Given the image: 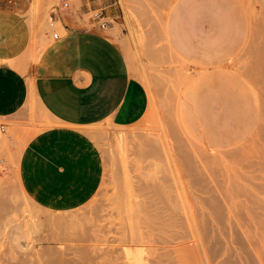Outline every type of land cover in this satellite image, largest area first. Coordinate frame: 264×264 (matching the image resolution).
Wrapping results in <instances>:
<instances>
[{"label":"rangeland","instance_id":"obj_1","mask_svg":"<svg viewBox=\"0 0 264 264\" xmlns=\"http://www.w3.org/2000/svg\"><path fill=\"white\" fill-rule=\"evenodd\" d=\"M66 1L75 12L83 3L23 0L5 11L0 43L11 51L0 48V62L30 74L37 42L61 34L51 16ZM174 1L119 0L123 24L110 35L126 54L130 85L115 113L87 127L99 134L95 189L96 172L68 190L44 183L50 206L29 195L19 155L46 125L0 121V264H264V0H228L231 51L201 60L168 47ZM253 89L260 115L250 135ZM31 102L21 121L51 124Z\"/></svg>","mask_w":264,"mask_h":264},{"label":"crops","instance_id":"obj_2","mask_svg":"<svg viewBox=\"0 0 264 264\" xmlns=\"http://www.w3.org/2000/svg\"><path fill=\"white\" fill-rule=\"evenodd\" d=\"M22 1L0 0V23L10 22L5 11ZM110 2L83 0L76 12L73 7L68 11L61 8L51 16L61 23L63 31L50 41L43 38V43L37 42L39 51L30 74L0 62V121H9L1 126L14 127L19 121L22 126L46 125L34 131L23 145L19 172L27 193L49 206L53 194L45 195L46 187L68 190L78 184L88 185L93 183L96 172V184L92 185L95 189L101 177L100 151L95 139L99 134H92L87 127L105 121L127 96L130 85L127 57L110 35L123 22L115 19L106 29H96L89 22L85 26L79 19L88 10ZM107 12L114 14L117 9L110 7ZM165 21L169 49L186 60L213 58L231 51L237 33L228 0H175ZM47 33L44 30L43 36ZM0 48L10 50L1 43ZM31 92L34 100H29ZM254 94L250 135L259 126L260 102L257 92ZM31 101L51 124L21 121Z\"/></svg>","mask_w":264,"mask_h":264},{"label":"built area","instance_id":"obj_3","mask_svg":"<svg viewBox=\"0 0 264 264\" xmlns=\"http://www.w3.org/2000/svg\"><path fill=\"white\" fill-rule=\"evenodd\" d=\"M63 9H68V2L62 3ZM119 0L111 1L108 4H102L96 8L90 9L85 15L87 16L88 22L96 29H106L115 19L122 18V12L118 10ZM114 7L117 12L114 14L108 13L107 9ZM52 25V24H51ZM58 33L53 32V38H57Z\"/></svg>","mask_w":264,"mask_h":264},{"label":"bare ground","instance_id":"obj_4","mask_svg":"<svg viewBox=\"0 0 264 264\" xmlns=\"http://www.w3.org/2000/svg\"><path fill=\"white\" fill-rule=\"evenodd\" d=\"M72 17V16H71ZM81 21V20H80ZM74 22H76L75 20H74ZM73 23V22H72ZM78 24H79V22H78ZM77 24V25H78ZM82 24V23H81ZM86 24V23H85ZM56 25L58 26H56L58 29H59V31H61L63 28H62V25H61V23L59 22V21H57L56 22ZM75 26V25H74ZM86 26V25H85ZM63 31V30H62ZM9 52V51H8ZM256 149V148H255ZM154 193V192H153ZM168 194V193H167ZM180 194V193H179ZM176 196H177V194H176ZM180 197V196H179ZM210 198V197H209ZM213 200V199H212ZM209 201V200H208ZM137 202V201H136ZM210 202H211V200H210ZM145 203V202H144ZM143 203V204H144ZM215 203V202H214ZM35 204V203H34ZM142 204V203H141ZM146 204V203H145ZM151 204V203H150ZM86 205V204H85ZM157 206V205H156ZM183 206V205H182ZM147 207V206H146ZM158 207V206H157ZM165 207V206H164ZM209 207V206H208ZM33 208V207H32ZM85 208V207H84ZM150 208H152V207H150ZM155 208V207H154ZM157 209V208H156ZM159 209V208H158ZM162 209V208H161ZM165 209V208H164ZM35 210V209H34ZM144 210V209H143ZM160 210V209H159ZM102 211V210H101ZM163 213L164 212H166L165 214L167 215V210L166 211H162ZM104 213V212H103ZM106 213V212H105ZM170 213H171V211H170ZM182 213V212H181ZM212 213V212H211ZM31 214V213H30ZM78 214V213H77ZM156 214V213H155ZM56 215H58V214H56ZM84 215H86L85 213H84ZM144 215H146L145 213H144ZM59 216V215H58ZM83 216V215H82ZM87 216V215H86ZM138 216V215H137ZM142 216V215H141ZM147 216V215H146ZM161 216V215H160ZM35 217V216H34ZM88 217V216H87ZM58 218V217H57ZM57 218H55V219H57ZM72 219H73V217H71ZM70 218V219H71ZM75 218V217H74ZM97 218V217H96ZM176 218V217H175ZM212 218H214V217H212ZM217 218V217H216ZM59 219V218H58ZM57 219V220H58ZM69 219V220H70ZM77 219H78V217H77ZM85 219H87L86 217H85ZM90 219V218H89ZM31 220V219H30ZM51 220V219H50ZM60 220V219H59ZM64 220V219H63ZM66 220V219H65ZM68 220V219H67ZM140 220V219H139ZM71 221V220H70ZM69 221V222H70ZM94 221H95V219H94ZM144 221V220H143ZM164 221V220H163ZM163 221H161V222H163ZM183 221V220H182ZM159 222V221H158ZM165 222V221H164ZM72 223H73V221H72ZM71 223V224H72ZM78 223V222H77ZM82 223V222H81ZM111 224V223H110ZM183 224V223H182ZM205 224V223H204ZM74 225V224H73ZM78 224H76V226H77ZM89 225V224H88ZM113 225V224H112ZM72 226V225H71ZM75 226V227H76ZM80 226V225H79ZM164 226V225H163ZM163 226L161 227V228H163ZM169 226V225H168ZM167 226V227H168ZM20 227V226H19ZM23 227V226H22ZM47 227V226H46ZM67 227V226H66ZM72 227H74V226H72ZM77 228V227H76ZM84 228V227H83ZM110 228H111V226H110ZM24 229V228H23ZM61 229V228H60ZM75 229V228H74ZM78 229H80V228H78ZM88 229V228H87ZM166 229V228H165ZM173 229V228H172ZM161 230V229H160ZM60 231V230H59ZM64 231V230H63ZM80 231V230H79ZM215 231V230H214ZM88 232V231H87ZM240 232V231H239ZM103 233V232H102ZM163 233H165V232H163ZM185 233H187V232H185ZM75 234V233H74ZM89 234V233H88ZM96 234V233H95ZM109 234V233H108ZM118 234V233H117ZM234 234V233H233ZM236 234V233H235ZM237 235V234H236ZM95 236V235H94ZM80 237V236H79ZM175 237V236H174ZM34 238V237H33ZM32 238V239H33ZM82 238V237H81ZM85 238V237H84ZM137 238V237H136ZM31 239V240H32ZM75 240V239H74ZM166 240V239H165ZM62 241V240H61ZM90 242V241H89ZM125 242V241H124ZM146 243V242H145ZM148 243V242H147ZM195 244V243H194ZM199 245V244H198ZM88 246H90V245H88ZM100 246V245H99ZM113 246V245H112ZM98 247V246H97ZM96 247V248H97ZM202 247V246H201ZM99 248V247H98ZM121 248V247H120ZM122 249V248H121ZM204 249V248H203ZM172 250V249H171ZM100 251V250H99ZM17 252V251H16ZM101 252V251H100ZM42 254V253H41ZM46 254V253H45ZM51 254H53V253H51ZM64 254V253H63ZM95 254V253H94ZM127 254V253H126ZM60 255H62V254H60ZM145 255V254H144ZM49 256V255H48ZM113 256V255H112ZM46 257H47V255H46ZM50 257V256H49ZM51 257H53V256H51ZM145 257V256H144ZM48 258V257H47ZM46 258V259H47ZM49 259V258H48ZM131 259V258H130ZM43 260H44V258H43ZM59 260V259H58ZM65 260H66V258H65ZM129 260V259H128ZM40 261H41V259H40ZM45 261V260H44ZM49 261H52L51 259L49 260ZM53 261H54V259H53ZM70 261V260H69ZM63 262H65V261H63ZM111 262V261H110ZM144 262H145V260H144ZM57 263V262H56ZM59 263V262H58ZM30 264V263H29ZM46 264H50V262H48V263H46ZM91 264V263H90Z\"/></svg>","mask_w":264,"mask_h":264}]
</instances>
